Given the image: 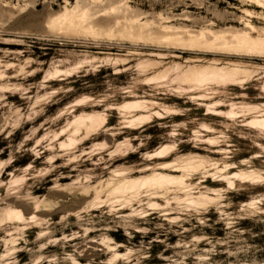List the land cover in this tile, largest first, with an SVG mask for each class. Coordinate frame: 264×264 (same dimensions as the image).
Here are the masks:
<instances>
[{"label":"rangeland","instance_id":"1","mask_svg":"<svg viewBox=\"0 0 264 264\" xmlns=\"http://www.w3.org/2000/svg\"><path fill=\"white\" fill-rule=\"evenodd\" d=\"M254 1L0 0V264H264V175L228 182L264 170V129L250 122L264 53L164 40L264 35ZM65 7L85 10L90 31L50 26ZM200 66L243 76L177 78ZM190 157L208 165L177 167ZM163 164L188 184L111 192ZM194 185L224 198L183 204ZM36 198L47 206L35 211Z\"/></svg>","mask_w":264,"mask_h":264},{"label":"bare ground","instance_id":"2","mask_svg":"<svg viewBox=\"0 0 264 264\" xmlns=\"http://www.w3.org/2000/svg\"><path fill=\"white\" fill-rule=\"evenodd\" d=\"M254 2H256L258 4V3H263L264 0H255ZM244 11L246 14H248V13L252 14V11L248 8H245ZM85 13H86L85 10L84 11H77L75 7L71 8V9H68L65 7L64 10L55 17V19L52 21V24L50 26H56V28H58V29H65V30H79V31L88 30V31H90L89 28L86 27L87 22L84 18ZM245 22L247 25L249 24V27H251V29H256L254 24L251 23L250 21H248L247 19L245 20ZM262 30H264V29H262ZM208 34L210 36L207 37ZM164 40L170 41V42H175L177 44L187 43L189 45L196 44V45H206V46L209 45L210 46L211 44H213L212 47H215L214 45H216L217 47H221L224 49H231V50L242 49L245 52H255V53H259V54L264 53V35L259 34L257 36H254V35H252V33L248 32L246 30L233 31V32L229 33V35L226 34L225 31L224 32H221V31L216 32L214 30H209L207 32L201 31L197 34L190 35L187 39H185L179 35H167L164 37ZM215 43H217V44H215ZM225 68L221 67V66L220 67H218V66L217 67L216 66H212V67L200 66V67H195V68H191L188 70L183 69L182 72L180 71L181 72L179 74L180 76H178L177 78H179L181 81H195L200 86H207V85H211V84L219 85L223 82H227V81H230L233 79H238V78H241V76H243L242 70H239V72H235V70H232V69L227 70ZM166 75H167V72H162L159 75H157L156 77H154L153 79H163L164 77H166ZM241 106H243V105H241ZM244 106L248 107L249 105H244ZM256 106L259 108V110L256 107L258 110L257 115L254 116L253 118H251L250 122L253 125H257V127L264 129V103L261 105L262 107L259 105H256ZM234 107L235 106H232V108H234ZM254 109H255V107H254ZM88 117L91 120L94 119V115L88 116ZM95 120L98 121L99 118H98V120H97V118ZM162 150L167 151L169 149L166 146H164L160 150L156 151V153H159V152L161 153ZM206 160H207L206 158H202V157H190L189 159L186 160L185 164H180L177 167H180L183 170H186V169L187 170H196L199 168H205L208 165ZM167 165L169 166V164L161 165V167H160L161 170H159L155 173L144 174V175H141L138 177H131V176H128L126 178L121 177L123 179L120 181L118 180L119 182H117V183L115 182L116 184L114 183V181H111L113 183V186L111 187V192H113V194L114 193L115 194L121 193L127 197L131 196V195H133V196L137 195L138 196L146 190H149L152 188L153 189L159 188V187H161V185L164 186V184H170L173 186H176L177 184H181V185L188 184L189 175H186V174L174 175V174L168 173L165 171V167ZM118 173L121 174L120 172H118ZM262 175H264L263 169H259L256 173H251V174L250 173H248V174L242 173V172H233L229 175L228 182L232 186L236 183L237 179H239V178H241V179H246V178H248V179H260V177ZM11 177H12V175H11ZM111 182L109 181L108 184H111ZM109 189H107L108 192H109ZM186 189L188 190V192H186L187 194L185 193L186 194L185 198L181 200V202L183 204H189V205L195 204L197 206L198 204H203L205 201H208V200L213 201L215 203H219L224 198L222 189L217 190L215 192L214 196H211L209 193L203 192L199 185L189 186ZM98 197H99V195H98ZM120 197H122V196H120ZM101 199H103V198H101ZM261 201L262 200H256L254 202L252 201L253 204L252 203L251 204H252V206L259 205L261 203ZM46 206L47 205H46V203H44V200L38 199V198L35 199V203H34L35 211H39L40 208L44 209ZM9 214H15L19 218L25 219V217H24L25 215L23 216V213L19 210L12 211L11 209H8L7 215H9ZM35 217H36V215L31 214L30 217H28V218L34 219ZM13 244H15V243H13ZM9 247H11V246L7 245V250H9ZM127 251H129L128 253L131 252L130 250H127ZM116 255L118 257L122 256V254H120L119 252H116ZM113 256H115V255H113Z\"/></svg>","mask_w":264,"mask_h":264}]
</instances>
